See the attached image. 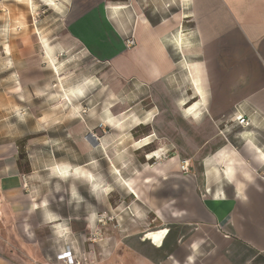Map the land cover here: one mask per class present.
<instances>
[{"label": "crops", "instance_id": "crops-1", "mask_svg": "<svg viewBox=\"0 0 264 264\" xmlns=\"http://www.w3.org/2000/svg\"><path fill=\"white\" fill-rule=\"evenodd\" d=\"M69 1L26 4L33 12L38 3L60 11L58 4ZM75 1L63 14L69 36L109 64L114 100L121 101L128 84L129 94L146 104L127 110L116 103L115 114L107 108L112 117L105 113L104 121L115 134L131 132L125 142L134 151L156 143L147 154L148 160L156 157L152 165L140 162L126 174L124 152L121 163L110 165L117 194L126 195L131 207L141 206L138 216L147 221L144 229L123 235L122 264H131L130 258L136 264H264V0ZM36 33L47 59L41 68L57 74L73 146H83L85 157L79 164H51L39 148L43 139L21 151L18 138L0 133V264H33L36 257L25 249L47 239L54 247L61 243L57 256L66 251L80 264L97 254L85 249V234L72 237L71 221L50 202L59 192L54 184L85 180L91 202L83 222L89 232L103 227L97 207L110 216L129 201L121 197L112 204L113 190L95 173L106 158L86 153L83 139L88 144L95 127L77 104L84 81L68 85L60 73L65 63L38 27ZM128 36L135 40L131 48L124 45ZM94 83L89 78L86 86ZM94 109L97 121L103 119L100 105ZM42 115L48 114L37 115L40 126L47 121ZM237 118L244 120L238 130L218 124ZM140 125L148 131L133 136ZM88 137L104 149L102 138L94 132ZM182 160L188 161L186 172ZM74 194L72 188L68 195ZM113 252L106 248L103 256L108 260ZM48 258L46 253L40 260Z\"/></svg>", "mask_w": 264, "mask_h": 264}, {"label": "rangeland", "instance_id": "rangeland-1", "mask_svg": "<svg viewBox=\"0 0 264 264\" xmlns=\"http://www.w3.org/2000/svg\"><path fill=\"white\" fill-rule=\"evenodd\" d=\"M74 2L77 1L70 0L65 5L58 4V7L61 6L60 11L53 7L48 9L38 3L36 9L31 6L32 10L35 9L33 12L27 7L26 0H0V133L7 130L6 132H10L13 137L18 138L21 151L29 141L33 140L36 143L43 139V142L39 143V148L40 151L43 150V158L51 164H79L85 157L83 146H73L72 131L69 130L70 126L64 114L65 108L58 100L61 95L57 74L55 76L47 71V68H41V66H46L47 59H45V51L39 42V35L36 33L38 27L47 36L57 58L65 63V67L60 70V73L65 77L68 85L84 81L86 88L84 87L82 97L78 99L77 104L85 106L86 109H81L80 113L84 112V115L86 114L89 118L90 126L95 127L90 133L94 132L97 137L103 139L104 149L93 147V142L87 144L85 139H83V143H85L83 145L86 146V153H92V156L97 160L106 158L98 161L95 173L104 184H108L113 190L109 195L113 205L119 199L122 200L121 197L129 201L121 208H114L110 216L104 215L101 212L102 209L97 207L95 210L97 218L102 222L103 227L92 232L85 228L83 222L84 215L87 214L88 202H91L84 179L67 178L62 179L59 183L56 182L54 189H58L59 192L50 196V202L53 203L54 208L59 209L67 221H71L72 233L70 234L72 237L85 234L89 240L85 249L97 254V257H93L92 260H86L80 264H110V262H114L113 260H115L114 264H122L120 255L123 253V244L120 241H122L123 235H132L140 229H144L147 221L138 216L137 210L141 209V206L139 208L131 207L130 200L126 195L117 194L115 189L119 187V184L110 165L113 163L117 166L122 162V159L119 158L122 152H124V164L127 168L126 174L135 172V167L140 162L152 165L156 161V157L148 160L147 154L153 150L156 143L134 151L135 147H130L132 143L125 142L128 138L132 139L131 132L126 130L115 134L113 126L104 121L105 113L109 118L112 117V112H116V103L126 105L124 109L127 110H136L137 107L142 110L146 104L142 102L141 107L140 100L136 101V94H129L128 84L122 88L121 101H118V97L114 100L113 77L109 64L93 57L80 42L68 34L63 14H67L70 5ZM2 25L5 26V35L2 32ZM89 78L95 79V83L86 86ZM131 92L133 93V90ZM98 105H100V113L104 115L103 119L99 121L96 119L97 110H93ZM109 107L112 112L107 109ZM41 113L48 114L42 115L47 119L42 126L38 123L39 116H37ZM129 116L131 114L127 113L126 117ZM243 121V119L237 118L233 122L222 120L218 124L221 127L229 123L232 129L238 130ZM148 128V126L140 125L134 129L132 135L137 136L145 133ZM36 130H41V132ZM35 137L38 138L35 139ZM235 142L237 145L240 144L237 140ZM165 157L166 155H163L160 159H165ZM72 188H75L74 198L68 195ZM72 203H74V207ZM99 212L101 214H98ZM106 235L114 236L119 241L109 239L106 243ZM102 237L104 239L101 241ZM60 244L54 247L47 239L40 246H28L25 251L36 257L33 264H64L58 261L56 255ZM106 248L115 251L108 260L103 256ZM46 253L50 254V258L40 260ZM118 254L119 256H117ZM130 263L136 264V261L130 258Z\"/></svg>", "mask_w": 264, "mask_h": 264}, {"label": "built area", "instance_id": "built-area-1", "mask_svg": "<svg viewBox=\"0 0 264 264\" xmlns=\"http://www.w3.org/2000/svg\"><path fill=\"white\" fill-rule=\"evenodd\" d=\"M124 45L127 48H131L135 45V40L132 36H128L124 38ZM181 170L183 172H186L189 170L188 167V161L187 160H182L180 163ZM58 261L63 262L64 264H79V261H75L74 259L71 258L70 254L68 252H63L60 255H58Z\"/></svg>", "mask_w": 264, "mask_h": 264}, {"label": "bare ground", "instance_id": "bare-ground-1", "mask_svg": "<svg viewBox=\"0 0 264 264\" xmlns=\"http://www.w3.org/2000/svg\"><path fill=\"white\" fill-rule=\"evenodd\" d=\"M50 4H51V0H50ZM178 43L181 45V41L178 39ZM187 65H188V63H187ZM197 87V86H196ZM246 124H247V122H246ZM149 143V142H148ZM147 145V144H146ZM129 183V182H128ZM127 186V185H126ZM131 192V191H130Z\"/></svg>", "mask_w": 264, "mask_h": 264}, {"label": "water", "instance_id": "water-1", "mask_svg": "<svg viewBox=\"0 0 264 264\" xmlns=\"http://www.w3.org/2000/svg\"><path fill=\"white\" fill-rule=\"evenodd\" d=\"M90 134H91V133H90ZM90 134L87 135V141H89V143L91 142V141L88 139V138H89L88 136H90Z\"/></svg>", "mask_w": 264, "mask_h": 264}, {"label": "trees", "instance_id": "trees-1", "mask_svg": "<svg viewBox=\"0 0 264 264\" xmlns=\"http://www.w3.org/2000/svg\"><path fill=\"white\" fill-rule=\"evenodd\" d=\"M21 158H24V157H21Z\"/></svg>", "mask_w": 264, "mask_h": 264}]
</instances>
